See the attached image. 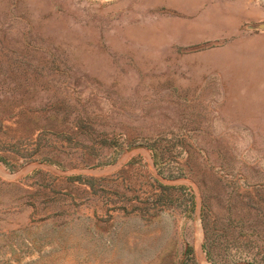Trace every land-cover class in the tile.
Listing matches in <instances>:
<instances>
[{"label": "rangeland", "instance_id": "374dc122", "mask_svg": "<svg viewBox=\"0 0 264 264\" xmlns=\"http://www.w3.org/2000/svg\"><path fill=\"white\" fill-rule=\"evenodd\" d=\"M0 264H264V0H0Z\"/></svg>", "mask_w": 264, "mask_h": 264}]
</instances>
